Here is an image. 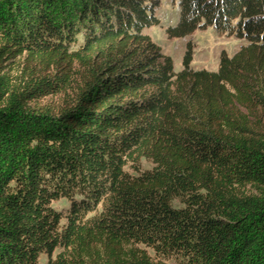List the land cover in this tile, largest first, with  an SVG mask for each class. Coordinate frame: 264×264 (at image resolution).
Returning a JSON list of instances; mask_svg holds the SVG:
<instances>
[{"label": "trees", "instance_id": "obj_1", "mask_svg": "<svg viewBox=\"0 0 264 264\" xmlns=\"http://www.w3.org/2000/svg\"><path fill=\"white\" fill-rule=\"evenodd\" d=\"M173 1L247 44L175 72L162 0H0V264H264V0Z\"/></svg>", "mask_w": 264, "mask_h": 264}, {"label": "rangeland", "instance_id": "obj_2", "mask_svg": "<svg viewBox=\"0 0 264 264\" xmlns=\"http://www.w3.org/2000/svg\"><path fill=\"white\" fill-rule=\"evenodd\" d=\"M69 11L68 19H73L75 12L67 6ZM64 12V10L62 11ZM61 12V13H62ZM60 15L61 23H64L63 13ZM160 19L158 25L151 26L145 30L152 39L161 47L162 52L172 57L174 61L175 72H180L184 68V56L188 50V45H192L193 59L191 66L194 69L217 71L220 66V59L223 52L233 56L240 48L247 44V41L240 39L235 35L218 32L214 27L198 29L189 36L183 38H170L167 29L170 26H176L180 20V6L178 1L162 0L161 6L156 10ZM78 18V17H77ZM84 38L80 39V42ZM22 60H17L16 64L10 66L12 74L20 72L19 65ZM153 164L143 160L141 169L147 170L152 168ZM133 172L132 169L128 168ZM70 201L62 198L53 203V206L63 215H66L70 208ZM58 251L54 253V257ZM48 256L42 255L39 264H47ZM170 264H180L178 261H169Z\"/></svg>", "mask_w": 264, "mask_h": 264}]
</instances>
